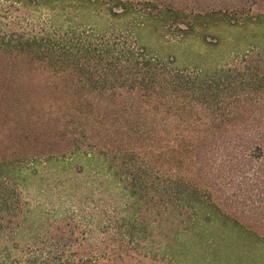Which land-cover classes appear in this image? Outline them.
Returning <instances> with one entry per match:
<instances>
[{
  "label": "trees",
  "instance_id": "16d2710c",
  "mask_svg": "<svg viewBox=\"0 0 264 264\" xmlns=\"http://www.w3.org/2000/svg\"><path fill=\"white\" fill-rule=\"evenodd\" d=\"M0 3V264H264V0ZM167 35L199 62L161 57ZM32 184L120 245L33 208Z\"/></svg>",
  "mask_w": 264,
  "mask_h": 264
},
{
  "label": "rangeland",
  "instance_id": "374dc122",
  "mask_svg": "<svg viewBox=\"0 0 264 264\" xmlns=\"http://www.w3.org/2000/svg\"><path fill=\"white\" fill-rule=\"evenodd\" d=\"M3 3H0V30L8 29V26L12 22V17ZM50 13L46 10L40 11L36 15V23L41 24V26H47L49 20ZM12 18V19H11ZM21 25L26 24V20L21 18V11H17L15 13V17ZM108 21H103L99 25L100 28L105 27ZM217 34L219 36H226L227 33L225 30L218 31ZM216 35V34H215ZM139 36V35H138ZM140 40V44L147 43L151 37L149 34L140 33L138 37ZM202 38V37H201ZM152 40V39H150ZM167 40L172 41V47L166 45L162 39L161 41H157L155 43H150V46L155 49L161 57L168 59L170 61L173 60V55L175 54V64L178 67H188L192 66V62H199L198 54L203 52L204 46L202 47V43L199 39L193 38H184L181 36H169L167 35ZM225 53V52H224ZM25 197L30 202L31 206L34 207H42L45 210H63L69 212H73L75 218L78 222L82 223L84 226L88 228V234L91 236V242L94 244H100L99 246H108L114 247L119 246L120 244L117 241H112L108 243H104L105 236L102 235L101 227H100V217L96 216L93 220L90 217V209L87 206H81V204L77 203L75 200L73 202L67 203L65 197L60 194V189L58 188H50L45 189L44 192H39L38 188L34 186V184L25 188ZM98 199H102V195L99 194ZM116 203L121 204L123 200L119 196H115ZM108 238V237H107ZM109 240V239H108ZM127 263L125 264H158L149 259L143 258H125ZM129 261V262H128Z\"/></svg>",
  "mask_w": 264,
  "mask_h": 264
}]
</instances>
